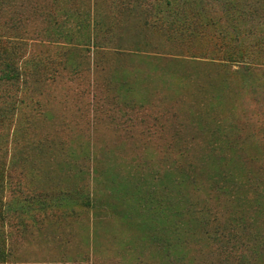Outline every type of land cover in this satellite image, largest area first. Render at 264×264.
Returning a JSON list of instances; mask_svg holds the SVG:
<instances>
[{
    "label": "rangeland",
    "instance_id": "rangeland-1",
    "mask_svg": "<svg viewBox=\"0 0 264 264\" xmlns=\"http://www.w3.org/2000/svg\"><path fill=\"white\" fill-rule=\"evenodd\" d=\"M4 3L0 264H217L205 218L264 242V0Z\"/></svg>",
    "mask_w": 264,
    "mask_h": 264
},
{
    "label": "trees",
    "instance_id": "trees-1",
    "mask_svg": "<svg viewBox=\"0 0 264 264\" xmlns=\"http://www.w3.org/2000/svg\"><path fill=\"white\" fill-rule=\"evenodd\" d=\"M4 2L0 0V8ZM10 4L9 7H12L13 2ZM6 78H15L14 71L8 69ZM214 220L205 218L203 223L211 225L212 231L208 238L214 246L217 264H264V242L258 239L257 231L246 230L247 226L242 225L241 219L234 220H241L239 225L237 222L222 224Z\"/></svg>",
    "mask_w": 264,
    "mask_h": 264
}]
</instances>
